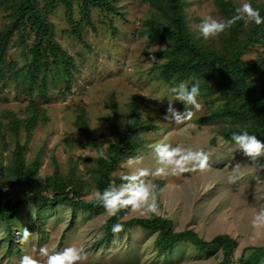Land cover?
Here are the masks:
<instances>
[{"label":"rangeland","instance_id":"1","mask_svg":"<svg viewBox=\"0 0 264 264\" xmlns=\"http://www.w3.org/2000/svg\"><path fill=\"white\" fill-rule=\"evenodd\" d=\"M186 1L185 18L193 33L198 32V25L205 16L222 20L211 0ZM237 2L240 6L243 0ZM117 5L124 19L114 14L100 18L99 10L92 11L94 29L89 26L82 34L86 44L67 32L69 25L63 8L48 15L49 22L54 25V38L73 57L76 66L69 90L65 91L61 81L57 85L48 82V104H42L37 92L30 95L26 86L12 76L0 80V120L8 121L2 118L5 112L14 113L18 119L27 118L30 112L26 107L31 100L41 104L47 117L46 121L38 118V124L29 132L24 128L19 130L16 140L20 145L25 144V163L37 164L38 182L50 176L55 165L66 176L73 173L74 179L82 181L85 199H92L95 196L92 171L97 155L74 124L75 116L84 109L90 135L107 147L113 139L112 127L106 120L113 116L110 97L115 98L117 118L122 122L125 114L130 113L129 106L137 103L139 118L151 119L156 130L144 134L141 147L132 152L113 175L120 177L135 167L155 168L152 146L156 143L202 149L208 155L207 169L144 178L153 183L155 180L164 182L159 215L170 219L175 231L192 229L203 240L229 235L237 241L234 259L247 247L263 246L264 228L255 229L251 220L256 211L264 208V168L259 167L264 164V155L253 162L233 142L223 140L218 124H199L197 118L209 113V105L201 99H198L201 108L192 109L190 120L176 123L164 119L169 98L165 85L175 82H164L152 68V53L160 50L161 45L149 44L144 36L135 34L142 21L149 17L148 8L141 0H118ZM8 12L0 6V30L7 23ZM74 16L80 18L76 10ZM222 33L204 39L217 43ZM259 54H264V41L243 55L245 64L255 62ZM7 59L22 67L21 48L11 44ZM172 106L179 112L192 108L179 101H173ZM16 140L9 134L6 144L1 143V147H6L1 148L0 153L4 164L11 157ZM136 155L143 156L142 163L129 166L128 158ZM236 163L240 164L241 174L239 179L229 182ZM149 215H141V210H132L130 206L122 218ZM108 217L106 210L72 211L60 205L41 209L21 206L12 217L13 243L10 244L0 230V264H20L24 255L45 264L41 247L51 253L69 246L83 249L84 258L77 264H218L222 260L221 251L199 253L189 242L159 253L153 245L156 233L140 227L101 243V225ZM22 229L30 233L26 240ZM250 253L251 250H246L245 257Z\"/></svg>","mask_w":264,"mask_h":264},{"label":"trees","instance_id":"2","mask_svg":"<svg viewBox=\"0 0 264 264\" xmlns=\"http://www.w3.org/2000/svg\"><path fill=\"white\" fill-rule=\"evenodd\" d=\"M118 0H0V6L9 10L7 23L0 30V80L12 76L14 80L26 86L32 95L38 93L42 104L49 103L48 82L57 85L62 82L66 90L76 71L74 59L54 38V25L48 15L53 10L63 8L69 32L74 39L86 44L83 31L94 25L91 21L93 10L100 11V18H109V14L124 19ZM148 8L149 17L144 19L135 34L144 36L149 44L161 45L154 55L153 69L164 82L178 83L192 77L200 81V96L209 106V113L199 116V124H218V133L223 140L232 142L230 134L246 128L258 139L264 141V54H259L255 62L245 64L243 55L255 45L264 41V21L255 24L252 21H235L219 36L217 43L199 37L193 33L185 18L186 0H141ZM222 20L234 15L238 7L237 0H211ZM244 2V0H243ZM254 8L264 16V1L250 0ZM80 18L76 19L74 11ZM74 16V17H73ZM103 20V19H102ZM111 24V19H109ZM114 30V28L112 27ZM21 48L22 67L7 59L10 45ZM161 59L162 61H158ZM112 117L106 120L112 127L113 139L107 147L88 130L84 109L75 116L74 124L80 129L87 145L96 152L103 149L106 158L96 157L93 167V187L103 191L110 183H121L115 177L120 164L135 150L141 147L146 132L155 131L151 119L139 118L138 104L129 106L130 113L124 121L117 118L114 96L110 97ZM30 115L18 119L12 112H5L0 120V145L6 144L9 134L17 139L21 128L29 132L38 123V118L46 121L47 117L34 100L27 105ZM6 147L0 146V153ZM25 144L18 140L11 151L6 164L0 157V230L11 244L12 217L21 206L31 205L35 209L48 206H64L74 211L77 209L98 212L106 210L94 196L85 199L86 193L81 179H74V174H62L57 165L53 173L38 182L37 164L27 165L24 158ZM157 186V205L161 197L162 180H155ZM130 206L119 209L101 225L102 235L99 242H110L115 236L133 227L155 232L154 247L164 253L174 245L189 242L199 253L213 254L221 251L222 260L218 264H264V245L247 247L251 253L244 252L234 259L237 241L227 234L216 235L210 240H203L192 229L175 231L170 219L152 214L148 217L123 219ZM113 223H121L123 228L118 233L111 232Z\"/></svg>","mask_w":264,"mask_h":264},{"label":"clouds","instance_id":"3","mask_svg":"<svg viewBox=\"0 0 264 264\" xmlns=\"http://www.w3.org/2000/svg\"><path fill=\"white\" fill-rule=\"evenodd\" d=\"M243 20L244 22L252 21L260 24L264 21L259 9L254 8L250 0L244 2L235 8L234 15L227 20H218L212 16H205L198 25L199 37L208 38L215 36L226 28L230 27L235 21ZM193 82L189 86L187 81L181 80L178 83L165 85L168 92V107L164 119H171L176 123H182L190 120L192 109H200L201 104L198 102L200 96V81L192 77ZM173 101H179L184 105H191L192 108L185 109L183 112L177 111L173 106ZM231 141L253 162L257 157L264 155V141L257 138L253 133H249L246 128L240 131H233L230 134ZM152 153L155 157V168L135 167L130 172L122 173L120 176L121 183L116 185L110 183L103 191L95 192L96 199L103 205L109 216L115 215L119 209L131 206L132 210H141V215L147 213L159 214L157 205V186L150 180L144 179L150 176L159 175H179L187 171L205 170L209 167L208 155L202 149H193L182 144L172 145L169 143H156L152 146ZM101 158H106L103 149L96 152ZM143 161L142 155L129 157L127 164L140 165ZM259 167L264 168V164ZM240 164L233 166V174L229 176V182H234L240 176ZM252 226L259 230L264 228V208L256 211L251 220ZM121 223H113L111 226L112 233H118L122 230ZM23 239H27L30 233L27 229H22ZM40 253L46 257L45 264H77L84 258L83 249L76 247H66L62 251H53L49 253L46 247L40 248ZM20 264H40L39 261L29 255L21 257Z\"/></svg>","mask_w":264,"mask_h":264}]
</instances>
